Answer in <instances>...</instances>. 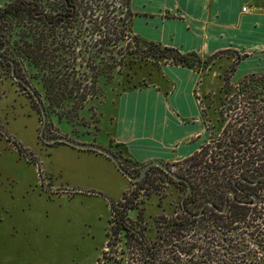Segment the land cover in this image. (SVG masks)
<instances>
[{
    "label": "rangeland",
    "instance_id": "obj_1",
    "mask_svg": "<svg viewBox=\"0 0 264 264\" xmlns=\"http://www.w3.org/2000/svg\"><path fill=\"white\" fill-rule=\"evenodd\" d=\"M10 1L13 0H0V11ZM26 1H35L39 6L55 2L58 6L54 8L60 9L57 8L59 0ZM107 1L111 3L113 0ZM28 23L25 15L12 26V30L6 28L9 25L5 21L1 23L0 34L8 37L13 45L9 52L3 53L4 56L13 57L10 51H15L17 44L21 45V30ZM17 53V75L26 78L36 90L48 114L46 136H62L85 144H89L85 140L93 141L98 134L100 112L105 110L101 104L129 89L142 87L150 74L165 65H172L169 60L150 56L131 69L125 68L122 75L115 74L109 83L100 80V95L88 99L82 108L76 110L65 102L61 108L49 105L38 78L40 75L18 50ZM238 58L235 56L234 62ZM188 63L190 69L208 73L212 79L209 84L211 92L202 101L211 139L202 147L206 152L200 158V165L195 166L197 161L165 165L180 177L186 175L196 186L194 193L198 200L192 201L188 209L197 213L207 197L205 181L213 178L230 188L229 184L238 175L252 178L250 170L256 176L264 173L262 157L249 160L252 168L244 166L246 159H236L234 168L228 165L220 169L222 163L218 162L217 156L221 148L231 152L238 136L254 156L257 155L255 149L264 145V76H249L233 85L227 81L229 69L223 74L214 66L212 58H200V62L191 59ZM28 102L32 103L27 92L11 78L9 65L0 62V264H104L102 257L111 220L109 203H117L123 194L130 200L137 197L134 199L137 209L128 213V218L138 223L137 216L141 212L144 220L138 224L141 227L150 229L154 226L153 219L181 213L180 202L186 188L158 168L149 169L146 177L134 184L113 170L103 157L69 146L42 147L38 139L40 115L31 111ZM256 119L261 134L250 145L246 142V132ZM113 154L133 176L139 175L144 167L120 159L119 152ZM249 192L261 197L264 182ZM223 194L220 186L217 194L212 195L219 207ZM238 199L243 198L238 196ZM115 255L116 262L111 264H117L118 255Z\"/></svg>",
    "mask_w": 264,
    "mask_h": 264
},
{
    "label": "trees",
    "instance_id": "obj_2",
    "mask_svg": "<svg viewBox=\"0 0 264 264\" xmlns=\"http://www.w3.org/2000/svg\"><path fill=\"white\" fill-rule=\"evenodd\" d=\"M101 1L59 0L57 8L60 9L56 10L58 4L55 2L39 6L35 1L13 0L0 11V25L5 21L9 25L6 28L11 30L22 15L29 20L21 30V45L17 41L18 48L10 51L13 57H7L17 70L18 50L36 69L49 105L61 108L65 102L80 109L88 99L100 95V80L109 83L115 74L122 75L125 68L131 69L150 56L187 68H191L188 63L191 59L200 62L195 53L180 54L175 49L147 43L134 36L130 30V0ZM0 36L2 45L4 41L8 43L7 53L13 45L8 37ZM234 66L229 68L230 73ZM257 121L246 132V142L250 145L261 134ZM255 150L257 155L254 156L238 136L231 152L221 148L217 154L218 162L222 163L220 169L228 165L234 168L236 159H246L244 166L252 168L249 160L264 156V146L259 145ZM205 152L204 147L183 163L197 161L195 166L200 165ZM248 172L252 180L260 176L253 175L251 170ZM182 178L192 189L184 203L187 213L181 210L172 217L161 215L153 219L154 226L150 229L138 226L144 221L141 212L137 216L138 223L128 218V213L137 209L134 204L137 197L130 200L122 195L112 207L106 251L102 257L104 264L116 262L115 254L118 255L117 264H264V194L257 197L254 206L232 202L225 214L207 209L201 217L192 218L188 205L198 200L194 193L196 186L186 175ZM241 178L249 180L246 176ZM217 183L213 178L204 182L207 197L203 200H213L212 195L217 194L220 186L223 192L227 189L221 182Z\"/></svg>",
    "mask_w": 264,
    "mask_h": 264
},
{
    "label": "crops",
    "instance_id": "obj_3",
    "mask_svg": "<svg viewBox=\"0 0 264 264\" xmlns=\"http://www.w3.org/2000/svg\"><path fill=\"white\" fill-rule=\"evenodd\" d=\"M129 9L130 30L144 42L201 59L221 54L214 66L224 74L234 64L228 80L233 85L264 76V0H130ZM210 78L197 69L161 67L142 87L104 99L98 134L85 142L119 152L136 167L191 158L211 139L202 106L211 92ZM87 153L116 170L104 156Z\"/></svg>",
    "mask_w": 264,
    "mask_h": 264
},
{
    "label": "flooded vegetation",
    "instance_id": "obj_4",
    "mask_svg": "<svg viewBox=\"0 0 264 264\" xmlns=\"http://www.w3.org/2000/svg\"><path fill=\"white\" fill-rule=\"evenodd\" d=\"M0 39H1V36H0ZM5 43L7 44L6 48L4 50L1 51L2 47L5 45ZM2 47L0 48V62H3V63H6L7 65H9V68H10V75H11V78L13 79L12 77V65L14 67V73H15V76H17L18 78H20L21 80H23L24 82L28 83V85L34 90V88L32 87V85L28 82V80L26 78H23V77H20L19 75H17V72H16V68H15V65H14V62L10 59H8V57L4 56L3 53L6 51L7 47H8V43L6 41H4ZM13 81L22 88V90L26 91L30 100L32 101V103L30 104L28 102V106L29 108L31 109V111H33L35 113V115H40L37 116L41 119V112H40V108H39V105L37 104L36 100L34 99V97L31 95V93L20 83V82H16L14 79ZM35 94H36V91L34 90ZM36 96L39 98L40 102L42 103L44 109H45V106H44V103L42 101V99L36 94ZM46 111V109H45ZM47 114V112H46ZM47 117H48V114H47ZM40 125H41V120H40ZM47 125H48V122H47ZM40 128V127H39ZM47 128V126H46ZM46 128L44 130V138L45 139H51V138H54V137H58V136H49L47 137L46 134H45V131H46ZM38 139H39V143L42 147H46V148H52V147H58V146H66L62 143H51V144H46L44 143L40 138H39V130H38ZM261 146H264V145H261ZM74 149V148H73ZM80 151V150H78ZM84 152H89V151H84ZM94 153V152H93ZM97 154V153H95ZM264 159V156L262 157ZM120 161V160H119ZM111 162V161H110ZM112 163V162H111ZM121 163V162H120ZM122 165V163H121ZM115 167V166H114ZM122 167L124 168V166L122 165ZM154 168V167H152ZM156 168V167H155ZM125 169V168H124ZM151 169V168H150ZM117 170V169H116ZM126 170V169H125ZM160 170V169H159ZM171 170V169H170ZM118 171V170H117ZM127 171V170H126ZM142 171V170H141ZM140 171V173H141ZM149 171V170H148ZM147 171V173H148ZM172 171V170H171ZM128 172V171H127ZM129 173V172H128ZM139 173V174H140ZM146 173V175H147ZM175 174V173H174ZM132 175V174H130ZM167 175V174H166ZM176 175V174H175ZM260 176H258V178L252 180L250 178H247L249 180H244L242 179L241 177H245V176H242V175H238L236 176L232 181H231V184L230 185V188H227L224 190V194H223V201L221 202V206L219 207V205L214 201V200H203V202H201V205L199 207V210L197 213H191V217L192 218H199L202 216L203 214V211L204 210H207V209H212L214 212L222 215V214H225V212L227 211V208L229 206L230 203L232 202H235V203H238L240 205H244V206H254L256 205L257 203V196L251 194L249 192L250 189H253L255 188L257 185H260L261 181H264V173H261L259 174ZM133 176V175H132ZM138 176V175H137ZM168 176V175H167ZM178 176V175H177ZM146 177V176H145ZM144 177V178H145ZM169 177V176H168ZM180 177V176H178ZM247 177V176H246ZM181 179H183L182 182H177L175 180H172L175 181L176 183H178L179 185H182L184 187H186V191L181 199V202H180V208L181 210L186 214V209H185V200L190 196V194L192 193V189H191V186L190 184H188L186 182V180L182 177H180ZM142 181V180H141ZM140 182V181H139ZM132 183V182H130ZM138 183V182H136ZM188 186L190 187V193L186 196V192H187V189H188ZM74 192V191H72ZM238 196H240L241 198L245 199V198H248V199H251L250 201H246V200H243V199H238ZM227 201V202H226ZM208 202H211V206L208 204ZM116 204V203H115ZM115 204H112L111 203V206H110V209H111V214H112V207L115 205ZM226 207V208H225ZM225 208V211L224 213H220L221 210H223Z\"/></svg>",
    "mask_w": 264,
    "mask_h": 264
},
{
    "label": "water",
    "instance_id": "obj_5",
    "mask_svg": "<svg viewBox=\"0 0 264 264\" xmlns=\"http://www.w3.org/2000/svg\"><path fill=\"white\" fill-rule=\"evenodd\" d=\"M7 44L5 43V45L2 47L1 51L4 50L6 48ZM12 77L16 82H20L30 93L31 95L34 97V99L36 100L37 104L39 105L40 108V112H41V125L39 128V138L46 144H51V143H62L66 146H69L71 148H74L76 150H80V151H89V152H94L97 153L99 155L104 156L105 158H107L109 161L112 162V164L115 166V168L118 170V172L124 177L126 178L129 182L132 183H136L139 182L141 180L144 179V177L146 176L147 171L152 168V167H156L158 169H160L161 171H163L165 174H167L170 178H172L173 180L177 181V182H182L183 179H181L180 177H178L177 175H175L170 168L158 161H151L149 163H147L146 165H144V167L142 168L141 173L138 176H132L130 175V173H128L121 165L119 159L110 151L103 149L97 145H93V144H85V143H79L76 141H73L71 139H68L66 137H62V136H58V137H54L51 139H45L44 138V130L47 126V122H48V117L46 114V111L42 105V103L40 102L39 98L36 96L34 90L28 85V83L24 82L23 80H21L20 78H18L17 76H15L14 73V67L12 65ZM190 193V187L188 186L187 192L185 194L184 197H186L188 194ZM227 202V201H226ZM208 204L211 206V202H208ZM109 206H111V203H109ZM226 208V207H225ZM225 208L223 210L220 211V213H224Z\"/></svg>",
    "mask_w": 264,
    "mask_h": 264
},
{
    "label": "built area",
    "instance_id": "obj_6",
    "mask_svg": "<svg viewBox=\"0 0 264 264\" xmlns=\"http://www.w3.org/2000/svg\"><path fill=\"white\" fill-rule=\"evenodd\" d=\"M246 8H242V12H245Z\"/></svg>",
    "mask_w": 264,
    "mask_h": 264
}]
</instances>
